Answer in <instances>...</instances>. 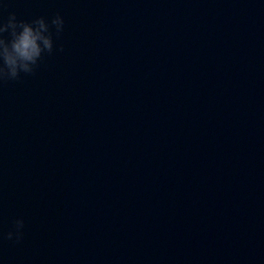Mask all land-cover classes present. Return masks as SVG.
I'll return each mask as SVG.
<instances>
[{
  "label": "water",
  "instance_id": "obj_1",
  "mask_svg": "<svg viewBox=\"0 0 264 264\" xmlns=\"http://www.w3.org/2000/svg\"><path fill=\"white\" fill-rule=\"evenodd\" d=\"M0 264H264V133L0 136Z\"/></svg>",
  "mask_w": 264,
  "mask_h": 264
},
{
  "label": "clouds",
  "instance_id": "obj_2",
  "mask_svg": "<svg viewBox=\"0 0 264 264\" xmlns=\"http://www.w3.org/2000/svg\"><path fill=\"white\" fill-rule=\"evenodd\" d=\"M64 25L65 21L59 13L50 22L44 17L31 21L18 19L15 12H10L6 20L0 18V84L17 81L21 74L34 75L44 55L54 52L52 29H55L58 39ZM56 50L63 51V48ZM23 228V219H16L14 230H10L5 238L19 242L23 237Z\"/></svg>",
  "mask_w": 264,
  "mask_h": 264
}]
</instances>
